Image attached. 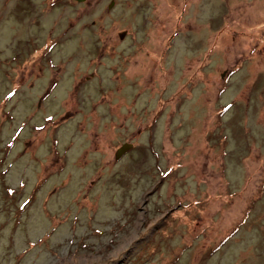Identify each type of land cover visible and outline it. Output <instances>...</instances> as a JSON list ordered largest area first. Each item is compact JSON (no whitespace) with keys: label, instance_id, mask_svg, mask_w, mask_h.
Instances as JSON below:
<instances>
[{"label":"rangeland","instance_id":"rangeland-1","mask_svg":"<svg viewBox=\"0 0 264 264\" xmlns=\"http://www.w3.org/2000/svg\"><path fill=\"white\" fill-rule=\"evenodd\" d=\"M0 264H264V0H0Z\"/></svg>","mask_w":264,"mask_h":264},{"label":"water","instance_id":"water-1","mask_svg":"<svg viewBox=\"0 0 264 264\" xmlns=\"http://www.w3.org/2000/svg\"><path fill=\"white\" fill-rule=\"evenodd\" d=\"M77 2H83V0H75ZM125 32H121L119 36H123ZM132 148V143L130 142H123L118 148H116L114 152V158L118 160L122 157L126 152H128Z\"/></svg>","mask_w":264,"mask_h":264},{"label":"bare ground","instance_id":"bare-ground-1","mask_svg":"<svg viewBox=\"0 0 264 264\" xmlns=\"http://www.w3.org/2000/svg\"><path fill=\"white\" fill-rule=\"evenodd\" d=\"M120 158H121V157H120ZM120 158H119V159H120Z\"/></svg>","mask_w":264,"mask_h":264}]
</instances>
